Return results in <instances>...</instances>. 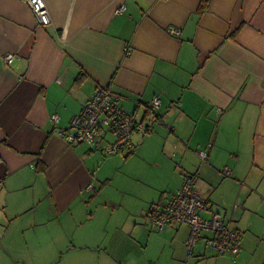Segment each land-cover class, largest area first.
I'll use <instances>...</instances> for the list:
<instances>
[{
    "label": "crops",
    "instance_id": "crops-1",
    "mask_svg": "<svg viewBox=\"0 0 264 264\" xmlns=\"http://www.w3.org/2000/svg\"><path fill=\"white\" fill-rule=\"evenodd\" d=\"M46 1L52 21L43 26L24 0H0V252L15 263L41 264L22 252L31 234L43 240L94 219L89 199L111 181L105 157L121 154L100 146L115 136L91 145L59 132L105 86L144 125L125 159L138 145L139 155L159 146L173 168L154 187H139V199L119 203L132 214L133 233L147 226L161 233L146 245L159 236L172 250L145 264H186L189 226L159 231L146 214L166 205L188 173L198 175L195 188L211 209L243 236L239 253L218 254L204 231L189 264H264V0H209L202 12V0ZM156 95L161 104L153 111ZM123 223L115 228L129 219ZM88 228L72 246L103 251L95 264H141L118 247H102L100 233ZM134 237L123 241L141 246ZM67 245L58 239L44 264L63 259Z\"/></svg>",
    "mask_w": 264,
    "mask_h": 264
},
{
    "label": "built area",
    "instance_id": "built-area-1",
    "mask_svg": "<svg viewBox=\"0 0 264 264\" xmlns=\"http://www.w3.org/2000/svg\"><path fill=\"white\" fill-rule=\"evenodd\" d=\"M24 1L33 11L39 25L51 23L52 17L46 0ZM124 8L125 6H122L118 11H123ZM169 31L171 34L178 32L175 29ZM125 50L130 53L131 48L126 46ZM5 59L12 61L13 55H7ZM160 104L161 97L156 95L149 107L155 111ZM57 118V115L53 116L56 121ZM139 129H144V125L119 104V95L108 87L99 86L82 110L72 117L70 126L61 129L59 133L70 143L85 142L91 145H98L108 134L113 135L115 140L105 142L100 148L106 155H116L129 152L134 147L133 132ZM200 155L203 159L208 158V152L205 150H202ZM227 173H230L229 169ZM197 177L196 173L186 174L181 187L171 194L166 205L155 206L146 214L151 227L159 231L172 223L189 226L186 264H189V258L194 255V247L204 231L212 233L207 239V244L218 254H237L243 248L242 232L231 227L225 216L212 210L208 201L197 192ZM206 213L210 215L207 216Z\"/></svg>",
    "mask_w": 264,
    "mask_h": 264
},
{
    "label": "rangeland",
    "instance_id": "rangeland-1",
    "mask_svg": "<svg viewBox=\"0 0 264 264\" xmlns=\"http://www.w3.org/2000/svg\"><path fill=\"white\" fill-rule=\"evenodd\" d=\"M137 139V137H135ZM138 151L130 155L125 159V154L121 153L116 157H105L104 164L107 165L104 168V173L109 174L110 182L101 187L100 191L97 192L95 196L90 197L88 202L89 211L95 212V217L92 220L84 221V226H80L76 230L68 228L63 234L45 235L42 237L43 240H37L36 234L30 235V242L25 246V250L22 252L26 257L35 258L37 255L40 257L39 262L44 264L45 258L50 254L51 250L55 247L58 239L61 241L65 239V243L68 244L65 247L63 253V259L58 256L57 261L54 264H95L98 263L100 257H106L100 249H97L99 253L87 250V248H73L72 242L77 237L79 232L80 237L86 233L87 228L91 227V224L95 229H92L95 233H100V240L104 243L102 247H109L111 252L117 250L122 253L125 259L141 261V264L147 263V260L151 257L159 256L161 251H165L166 257L172 256V250L170 246H166V243L156 236L152 241V245H146L149 243V236L151 234L157 235L160 232L150 231L147 226L148 231L144 233L139 231V233L132 232V224L130 221L134 220L132 214L128 216L127 207L119 206L121 199L132 201V197L139 199V187L147 185L149 188L154 187L156 180H163L161 178L166 176L169 170V166L164 163V156L162 151L157 146L156 150L152 149L145 154L139 155V145L137 147ZM120 156V157H119ZM146 186V187H147ZM161 186H166V183ZM123 192H127L126 196H123ZM140 205V202H139ZM238 205V204H237ZM239 206V205H238ZM145 214V213H144ZM129 219L128 225L121 227L117 230L115 227L118 224H124L125 219ZM90 222V223H89ZM88 228V229H89ZM162 232V231H161ZM134 236H138L139 240L144 241L141 246L136 244L137 247L130 244L129 241ZM41 237V236H40ZM135 238V237H134ZM189 238V237H188ZM128 239L129 241H123ZM188 240V239H187ZM122 242V243H121ZM24 242L23 244H25ZM202 241L196 246L195 252L201 249ZM72 246V248H70ZM148 246V247H147ZM186 252L188 255L189 248L186 243ZM21 251V250H18ZM119 254V253H118ZM91 255V256H87ZM102 255V256H100ZM112 256V255H111ZM164 256V257H165ZM3 257V258H2ZM31 258H27L30 260ZM92 259V260H89ZM103 259V258H102ZM0 264H21L15 263V261L10 258L5 252H0ZM52 264V263H51ZM134 264V263H133Z\"/></svg>",
    "mask_w": 264,
    "mask_h": 264
},
{
    "label": "trees",
    "instance_id": "trees-1",
    "mask_svg": "<svg viewBox=\"0 0 264 264\" xmlns=\"http://www.w3.org/2000/svg\"><path fill=\"white\" fill-rule=\"evenodd\" d=\"M209 0H202L200 6H199V11L202 12L206 9L208 5Z\"/></svg>",
    "mask_w": 264,
    "mask_h": 264
}]
</instances>
